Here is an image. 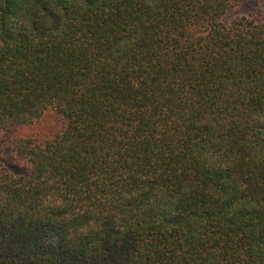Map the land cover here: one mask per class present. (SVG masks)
I'll return each instance as SVG.
<instances>
[{
  "label": "trees",
  "instance_id": "trees-1",
  "mask_svg": "<svg viewBox=\"0 0 264 264\" xmlns=\"http://www.w3.org/2000/svg\"><path fill=\"white\" fill-rule=\"evenodd\" d=\"M0 264H264V0H0Z\"/></svg>",
  "mask_w": 264,
  "mask_h": 264
},
{
  "label": "rangeland",
  "instance_id": "rangeland-1",
  "mask_svg": "<svg viewBox=\"0 0 264 264\" xmlns=\"http://www.w3.org/2000/svg\"><path fill=\"white\" fill-rule=\"evenodd\" d=\"M56 127V118L54 112L51 109H48L38 121L29 125L15 126L10 131L0 134V164L7 166L9 170L15 174L22 173L23 170L14 164L11 157V139L14 136H49L55 131Z\"/></svg>",
  "mask_w": 264,
  "mask_h": 264
}]
</instances>
